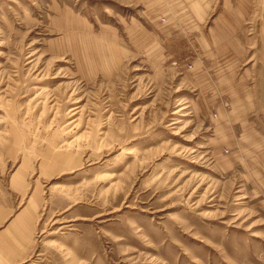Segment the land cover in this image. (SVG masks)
<instances>
[{"label":"rangeland","instance_id":"1","mask_svg":"<svg viewBox=\"0 0 264 264\" xmlns=\"http://www.w3.org/2000/svg\"><path fill=\"white\" fill-rule=\"evenodd\" d=\"M0 264H264V0H0Z\"/></svg>","mask_w":264,"mask_h":264}]
</instances>
